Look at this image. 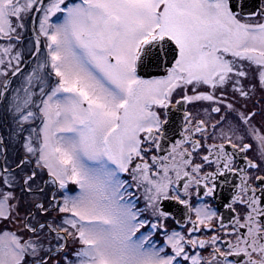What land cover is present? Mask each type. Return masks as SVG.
Returning a JSON list of instances; mask_svg holds the SVG:
<instances>
[{
	"label": "snow or ice",
	"instance_id": "1",
	"mask_svg": "<svg viewBox=\"0 0 264 264\" xmlns=\"http://www.w3.org/2000/svg\"><path fill=\"white\" fill-rule=\"evenodd\" d=\"M0 264H264V0H0Z\"/></svg>",
	"mask_w": 264,
	"mask_h": 264
},
{
	"label": "flooded vegetation",
	"instance_id": "2",
	"mask_svg": "<svg viewBox=\"0 0 264 264\" xmlns=\"http://www.w3.org/2000/svg\"><path fill=\"white\" fill-rule=\"evenodd\" d=\"M176 115L179 116L181 115V113H176ZM178 136H179V132L177 131L176 136L173 137V139L178 138ZM165 147H167V145H165ZM248 155L251 157L254 155V153L252 151H249ZM240 162L243 163L242 160ZM236 182L237 180L234 177H232L231 174L229 175V179L227 182H224V178L221 177L216 181L217 188H216L215 196L210 198H205L204 202L209 203L211 206H213L214 210L217 212L218 215H223L226 218H230L232 214L229 212V210L225 209L223 205L224 203L230 202L233 185Z\"/></svg>",
	"mask_w": 264,
	"mask_h": 264
}]
</instances>
